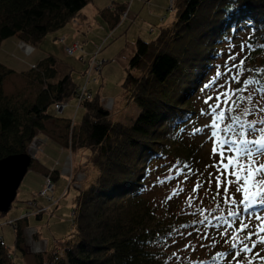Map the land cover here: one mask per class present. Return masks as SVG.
<instances>
[{"label":"trees","instance_id":"trees-1","mask_svg":"<svg viewBox=\"0 0 264 264\" xmlns=\"http://www.w3.org/2000/svg\"><path fill=\"white\" fill-rule=\"evenodd\" d=\"M90 1L0 0V45L5 38L16 36L33 47L31 55L48 32L68 21L78 23L82 8ZM132 1L111 0V5L103 7L100 14L112 29L116 28L132 17L129 9ZM170 3L169 8L175 9L170 22L165 25L161 22L156 36L137 37L133 41L126 76L121 82L126 98L140 107L130 123L114 119L111 108L104 106L101 95L92 90L90 82L96 79L93 71H97V62L86 67L78 82L72 76L73 68L52 82L58 61L53 54H44L19 69L0 60V158L28 151L37 134L45 132L47 123L55 122L61 131L55 134V142L69 150L63 162L72 160L73 152L80 149L88 157V164L97 169L93 181L75 188L69 215L72 230L61 238L60 246L56 245L54 234L45 236L46 248L32 253L35 264H169L167 251L158 247L175 233L177 227L173 225L177 218L182 222L187 219L182 216L166 219L145 196L146 177L153 165H159L154 160L169 156L177 159V164H187L192 169L202 164L200 146L204 140H197L200 133L193 135L191 128L203 126L199 122L201 111L205 110V104L199 105L202 88L216 73L217 66L225 65L223 59L233 37L242 34L245 37L233 43L251 45L234 61L238 64L239 59H245L240 76L258 80L257 89L264 90V71L256 70L264 69V0H247L241 11L231 13L226 11L229 7L226 0H169ZM86 24L88 28L90 24ZM64 37L60 38L64 51L75 54L76 51L65 50V45L72 43L64 42ZM107 39L105 36L103 42ZM92 48L98 60L102 47L98 44ZM78 59L87 60L84 54H79ZM11 74H18L35 86L32 98L19 99L4 91V79ZM242 81L237 85L240 88ZM242 94L243 89L234 94V99L239 97L238 106ZM71 97H76L75 106L71 116H64L61 112ZM57 103H64V107L57 110ZM50 105L54 114L49 112ZM80 108L81 115L77 118ZM228 108L229 104H224L223 109ZM232 115H242L239 107L233 109ZM43 174L44 181L49 178L55 189V169L45 168ZM53 192L35 194L49 201L45 207L47 221L55 214V208H47L54 201ZM11 205L0 210V215ZM30 216L26 210L24 215L21 212L2 223L12 225L15 248L12 250L0 234V264H15L13 256L18 250L26 253V227L34 228L36 233L40 226L33 225ZM35 217L42 218L43 214L37 213ZM150 238L156 242L145 243Z\"/></svg>","mask_w":264,"mask_h":264},{"label":"rangeland","instance_id":"rangeland-1","mask_svg":"<svg viewBox=\"0 0 264 264\" xmlns=\"http://www.w3.org/2000/svg\"><path fill=\"white\" fill-rule=\"evenodd\" d=\"M117 1L122 2L124 0ZM110 2L111 0L90 1L82 8L83 14L77 18L78 23L68 21L55 31L48 32L39 42V49H35L31 55L29 54L33 51V47L30 45L22 42L16 36L5 38L0 45V60L13 68L19 69L24 68L29 61L38 60L44 54H53L58 61L54 65L56 76L52 79V82L69 73L70 68H73L71 70L72 76L78 82L82 78V72L93 61L96 50H93L92 47L99 44L102 49L98 53V60L102 63H99L100 72L98 69L93 71L96 79H91L90 86L95 93L101 95L103 105L111 108L109 109L110 115L114 119L130 123L140 112V107L134 100L126 98L121 82L126 76L127 62L132 53L133 41L137 37L149 39L156 36L159 31V24L161 22H164V25L169 23L171 18L174 17L175 9L169 8L171 6V3L169 5V0H133L129 8L132 17H128L125 22L112 29L109 21L100 14V10L103 7L111 5ZM86 23L90 24L88 28ZM150 27H153L154 30L149 31ZM62 36H65L63 41L67 44H71L74 41L79 42L82 45V49H78L73 55L66 54L61 44L60 38ZM105 36L108 39L103 42ZM244 37V35L240 34L237 37H233L230 42L228 41L230 44L223 60H226L229 55H235L237 58L247 49L245 48L241 51L243 43H233L237 39H243ZM79 54H84L89 62L87 60H79ZM24 55L25 57H23ZM233 63L234 61H228L227 65L231 72L225 69V65L221 66L220 64L217 66L216 72L220 71L222 75L216 78V82L212 87L202 91V99L199 105L205 104L206 97H215L218 92L224 91L226 87L234 88L239 83L241 84L244 75H241L240 80L231 78L239 71V69L231 68ZM214 75L215 72L212 78ZM249 79L254 81L252 77ZM225 81H227L226 85ZM241 88L243 89L242 103L238 106L241 114L243 109L247 108L249 109V116L246 119H259L264 116V113L259 111L261 107H264V90L257 89L255 82L242 84ZM4 91L9 94L14 93L19 99H30L34 95L35 86L28 84L24 77L18 74H11L4 79ZM249 95L252 96V100L244 99V97ZM75 102L76 97L69 98L68 106L61 114L71 116ZM209 103L215 104V100ZM204 107L207 110L208 106L206 104ZM221 107L224 108V104H221ZM49 112L51 114L55 113L52 105L49 106ZM80 115L81 108L77 112V118ZM199 122L203 123V126L209 125L211 117L201 115ZM54 123H47L46 126L48 127L45 132H39L37 134L38 137L34 138L31 144L28 145V152L33 158L17 188L11 208L0 215V234L4 236L7 245L12 250L15 248V233L10 223L2 224L4 221L16 218L21 212L24 215V211L28 210L31 213L32 217L30 216V219L33 225H40L36 233L34 228L26 227L24 233V249L26 253L22 254L18 250L17 254L13 256L15 264H35L32 253L46 248L47 240L44 238L45 236L51 237L54 234L57 237L56 245L60 246L61 238L67 236L66 233L72 230L69 215L72 196L76 191L75 188L83 187L93 181L97 174V169L88 164V157L81 154L80 149L73 152L72 160L67 163L63 162L69 150L62 149L60 144L55 142V134H61V131ZM207 132L210 135V129ZM201 139L204 141L203 146H200V153L204 158L202 157L203 159L200 160L202 164L198 163V168H191V173H187L182 164H177V159L167 156L154 160L155 163L159 162V165L158 167L153 165L152 171L146 177L145 196L148 197L156 212L166 219H172L174 216H182V218L187 219V221L182 222L177 218L173 225L174 228L177 227L175 233H172L164 243L160 244L158 249L160 250L163 247L167 251L169 264H200V261H204V264H230V262L231 264H236L232 259L235 251L230 250L229 244L224 243L228 237H222L220 233L227 227L225 220L229 222L236 221L234 228H238L239 218L227 217V210L230 205L222 202L224 198L223 186L220 189L221 195H216L215 175L217 171L212 165L219 160V155L213 156L211 151L213 147L212 140L207 139L204 132L200 133L199 138H197V140ZM85 156L86 158H84ZM259 160L264 162V156L260 157ZM56 161L58 164L55 163ZM45 168L55 169L57 172V178L54 180L55 189H53L54 201L47 207L49 210L55 208L53 210L55 214L51 215L48 221V211L45 207L49 204V201L39 197L38 199L36 194L43 185ZM209 173L213 174L210 185L207 183ZM185 174L189 176V179L184 180ZM84 175L86 176L84 177ZM197 180L203 183V187L193 193L192 188ZM68 182L70 186L67 188ZM181 188L184 191L181 192ZM53 190L49 189L48 192L51 194ZM229 191L237 200L241 198V194L235 192L234 185L230 187ZM189 196L195 197L191 207L188 203ZM220 201L222 204L217 203ZM217 204L220 205L219 208H217ZM221 208L224 210L222 218L211 219V216L221 217ZM236 208H242V206L237 204L233 210L235 211ZM199 209H204L205 215H209L208 209H212L210 222L199 223L202 219L198 212ZM250 212L254 214L252 218H249V213L241 211L244 222L249 224V229L239 234L241 237L247 235L249 230H255L259 221L254 217L255 215L264 216V205H260L258 209ZM37 213L43 214V217L36 218L35 215ZM234 228L228 230L229 236H231ZM188 233H191V235H188ZM35 234L40 236L36 238L33 236ZM255 238L254 236L253 239ZM213 241H216V243L213 244ZM248 243L251 244V241H248ZM201 244L204 245L203 248L200 247ZM185 245H189V247H185ZM226 249L228 251H225ZM218 252H224L225 255L213 259ZM256 253L264 256V243L258 244L251 254H242L238 259L247 264V259ZM253 264H264V261L256 259Z\"/></svg>","mask_w":264,"mask_h":264},{"label":"snow or ice","instance_id":"snow-or-ice-1","mask_svg":"<svg viewBox=\"0 0 264 264\" xmlns=\"http://www.w3.org/2000/svg\"><path fill=\"white\" fill-rule=\"evenodd\" d=\"M229 5L226 11L231 13L233 11H241L247 3V0H226ZM246 47H251L250 44H242L241 51ZM235 55H229L225 60V69L231 72V69L227 68L228 61H235ZM245 64V59H239V63H233L231 65L232 69H240L241 66ZM257 71H264V69H256ZM222 73L217 71L213 78L209 82L205 83L202 91L204 89L212 87L216 82V78L220 77ZM233 80H240V72L237 71L235 76L231 77ZM258 83L259 81H252L249 79H243V84ZM227 81H225V85ZM242 89L239 86L234 88H225L224 91L218 92L215 97H206L204 103L208 106L207 110H202L201 115L210 116L211 123L202 127L191 128V133L193 135L204 132L207 139H211L213 143L212 154L213 156L219 155V160L212 165L216 168L217 174L215 175V185L217 189L216 195H221L220 189L223 186V203L229 204L230 207L227 210V217H238L239 227L234 228L236 221L229 222L225 220L227 227L223 232L220 233L222 237H228L225 239L224 243L229 244L230 250L235 251V255L232 259L236 264H244L243 261L238 258L242 254H251L253 249L257 247L258 244L264 243V216L255 215V219L259 221L256 225L255 230H249L247 235L241 237L239 234L243 233L246 229H249V224L244 222V217L241 215L242 212L249 213V218L254 215L250 212L256 205H264V162L260 161L259 158L264 156V116L259 119H246L249 116V109L244 108L242 115H232L233 109L237 108L236 100L234 99V94L240 92ZM246 100H252V96L244 97ZM215 100V104L209 103ZM221 104H229L228 109H223ZM254 110V109H253ZM261 113H264V107L259 109ZM223 122V123H222ZM210 129V135H208L207 130ZM179 163V162H177ZM175 166V165H174ZM208 167V166H206ZM184 169L187 173H191L192 169L189 165L185 164ZM212 173H209V180L207 183L210 185L212 183ZM223 178V179H222ZM189 179L187 174L184 175V180ZM235 186V192L241 194L239 200L236 199L234 195L230 194V187ZM203 187V183L197 180L195 186L192 188V192L196 193L198 189ZM180 191H184L183 188ZM175 194V193H174ZM171 199V197H169ZM194 196H189L188 203L192 206ZM215 199V197H213ZM239 204L241 208H235ZM220 205L217 204V208ZM221 217L211 216L212 209H208L209 215H205L204 209H199V215L202 219L199 223L203 224L205 221L210 222L211 219H220L223 216L224 210L221 208ZM234 228L231 236H229V229ZM159 233H157V236ZM191 235V233H188ZM206 235V234H205ZM256 237L253 239V237ZM251 241V244L248 243ZM155 238H150L145 241V243H155ZM213 244L216 241L212 242ZM189 247V245H185ZM201 248L204 247L203 244L200 245ZM225 251H228L226 249ZM224 252L216 253L213 259L223 257ZM259 259L264 261V256L259 253L250 256L247 259V264H253V261ZM200 264H204V261H200ZM231 264V262H230Z\"/></svg>","mask_w":264,"mask_h":264},{"label":"water","instance_id":"water-1","mask_svg":"<svg viewBox=\"0 0 264 264\" xmlns=\"http://www.w3.org/2000/svg\"><path fill=\"white\" fill-rule=\"evenodd\" d=\"M32 158L28 151L8 154L0 158V210L10 207Z\"/></svg>","mask_w":264,"mask_h":264},{"label":"built area","instance_id":"built-area-1","mask_svg":"<svg viewBox=\"0 0 264 264\" xmlns=\"http://www.w3.org/2000/svg\"><path fill=\"white\" fill-rule=\"evenodd\" d=\"M124 15H125V13H124ZM78 49H79V43L77 41H74L71 45H65V50L69 53L75 52ZM94 62H97L95 69H98V71H99V68H100L99 65L102 62H99V60H97V59L95 60V58H94L90 65H92ZM56 107H57V110H61L64 107V103H57ZM49 189H53V185H52L50 179L46 178L44 181V184H43V188L40 189L38 192H36V194L38 196H40L42 194H46Z\"/></svg>","mask_w":264,"mask_h":264}]
</instances>
